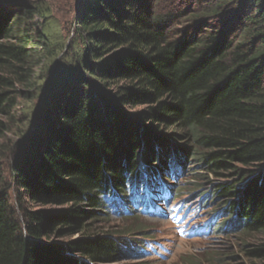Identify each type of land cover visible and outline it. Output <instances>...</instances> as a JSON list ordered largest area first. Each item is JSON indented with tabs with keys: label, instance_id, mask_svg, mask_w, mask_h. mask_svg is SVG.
<instances>
[{
	"label": "trees",
	"instance_id": "1",
	"mask_svg": "<svg viewBox=\"0 0 264 264\" xmlns=\"http://www.w3.org/2000/svg\"><path fill=\"white\" fill-rule=\"evenodd\" d=\"M23 5L0 0V264L142 254L144 238L92 225L131 214L144 183L174 192L192 157L224 180L223 229L264 259V240H245L264 235V0H83L68 43L50 22L33 38L39 8Z\"/></svg>",
	"mask_w": 264,
	"mask_h": 264
},
{
	"label": "rangeland",
	"instance_id": "2",
	"mask_svg": "<svg viewBox=\"0 0 264 264\" xmlns=\"http://www.w3.org/2000/svg\"><path fill=\"white\" fill-rule=\"evenodd\" d=\"M6 2L16 8H23L25 6H22L23 3L39 8L38 13L32 12L33 9L29 8L30 10L26 12L27 17L24 18L30 26L33 38L39 34L40 26L43 23L50 22L56 26V32L61 36V40L68 43L74 35L75 13L80 12L83 0H16L14 2L6 0ZM161 5L163 2L159 6ZM34 49L37 50L38 47L35 45ZM41 63L40 59L38 66H41ZM34 72L36 74V67ZM18 88L21 91L25 90L23 86ZM23 101L21 99L19 110H21ZM145 108H147V104L142 103L137 107L133 105L125 107V110L134 113ZM162 130L166 134L175 131L172 127ZM166 180L172 184V189L177 195L174 197L171 195L170 204L152 199V208H161L160 214H155L153 211L144 212L140 210L141 207L130 205L131 214L110 213V217L96 221L92 225L93 228L101 231L125 232L121 234H127L126 238L129 239H145L146 246L144 245L145 249L142 254L125 255L114 264H183L181 262L184 260H196L200 264H211L210 261L207 262V259L210 258L209 255H215L216 258L223 254H226L223 264L238 262L259 264L264 261V259L250 258L245 255L242 247L244 240L241 241V234L245 233H242L241 229H223L225 221L229 219L231 209L225 203L224 197L215 200L211 194L213 189L224 180L206 173L205 168L200 165V161L193 157L188 158L186 168L175 180H171V178ZM25 206L33 210H57L66 205H40L26 202ZM123 209L120 207L119 210L122 212ZM230 217L233 218V214H230ZM210 221L212 223L209 229L206 224ZM214 221L221 223V229H213ZM139 228L144 229L143 233L139 231ZM249 234L252 235L245 240L250 244L264 240L263 234ZM78 235V233L66 235L64 240L75 238ZM50 238H54V234H51ZM232 254L234 257H231ZM215 264H217V260H215Z\"/></svg>",
	"mask_w": 264,
	"mask_h": 264
}]
</instances>
